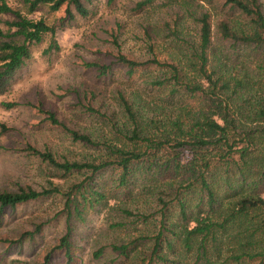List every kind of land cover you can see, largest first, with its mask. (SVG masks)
<instances>
[{
    "label": "trees",
    "instance_id": "1",
    "mask_svg": "<svg viewBox=\"0 0 264 264\" xmlns=\"http://www.w3.org/2000/svg\"><path fill=\"white\" fill-rule=\"evenodd\" d=\"M93 1L0 0V95L35 46L57 51L58 30L99 11ZM154 4L165 16L141 26L142 56L122 49L115 23L79 59V84L57 96L71 97L64 112L45 96L27 102L93 154L70 159L22 142L44 184L0 191V214L52 198L63 224L24 264H82L73 237L93 214L116 234L107 250L133 264H264V0H138L134 9ZM42 6L62 15L48 22ZM42 222L0 243L30 240Z\"/></svg>",
    "mask_w": 264,
    "mask_h": 264
},
{
    "label": "rangeland",
    "instance_id": "2",
    "mask_svg": "<svg viewBox=\"0 0 264 264\" xmlns=\"http://www.w3.org/2000/svg\"><path fill=\"white\" fill-rule=\"evenodd\" d=\"M136 1L112 0L109 3L94 0L93 6L99 9L94 16L77 19L71 26L56 32L57 51L42 54L46 42L33 48L32 59L18 71L8 90L0 95V123L8 128L5 132L0 130V191H13L24 185L40 189L44 184L43 165L35 157L19 150L23 141L38 148L48 145L54 152L70 159L89 158L93 154L92 150L71 141L60 129L48 126L27 102H35L39 96H45L56 100L57 110L64 112L71 97L57 96L66 88L79 84V59L92 57V50L106 40L103 30L115 23L121 25L119 40L122 49L142 56L138 51L142 43L141 26L156 23L165 15L159 9L163 7H156L155 4L135 10ZM202 6L212 8L205 3ZM40 13L46 15L48 22L62 15V11L47 13L46 6L41 7ZM141 95L145 100L151 96L145 90L141 91ZM6 102L15 105L7 108L3 105ZM103 178L107 181L111 179L107 172L103 173ZM58 207L59 202L52 198L34 200L0 214V237L14 238L24 226L30 227V222L43 221L40 232L30 240L10 246L0 243V264L34 263L39 259L44 249L63 232L61 220H52ZM115 236L106 228L102 214H93L85 225H78L73 238L79 246L77 253L82 264H133L132 259L115 257L107 250L109 243L115 241ZM100 246H104L105 252L99 258H93L92 252Z\"/></svg>",
    "mask_w": 264,
    "mask_h": 264
}]
</instances>
